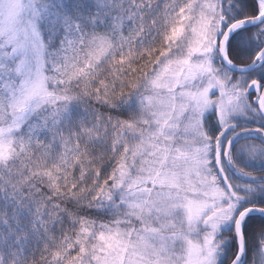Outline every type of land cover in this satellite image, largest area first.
Returning <instances> with one entry per match:
<instances>
[{"label": "snow or ice", "instance_id": "1", "mask_svg": "<svg viewBox=\"0 0 264 264\" xmlns=\"http://www.w3.org/2000/svg\"><path fill=\"white\" fill-rule=\"evenodd\" d=\"M264 0H0V264H264Z\"/></svg>", "mask_w": 264, "mask_h": 264}, {"label": "trees", "instance_id": "2", "mask_svg": "<svg viewBox=\"0 0 264 264\" xmlns=\"http://www.w3.org/2000/svg\"><path fill=\"white\" fill-rule=\"evenodd\" d=\"M252 218L254 219V220H261V219H264V217H260L259 215H252Z\"/></svg>", "mask_w": 264, "mask_h": 264}]
</instances>
